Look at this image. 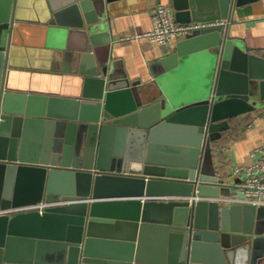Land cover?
<instances>
[{
    "label": "water",
    "instance_id": "obj_1",
    "mask_svg": "<svg viewBox=\"0 0 264 264\" xmlns=\"http://www.w3.org/2000/svg\"><path fill=\"white\" fill-rule=\"evenodd\" d=\"M115 1L48 0L66 95L12 88L19 0H0V212L59 203L0 215V264H264V208L215 200L245 195L214 148L232 120L264 109V57L228 26L197 30L149 65L152 96L108 58ZM254 1L171 6L180 24L229 22ZM191 63L205 79L194 99L172 79ZM152 240L164 249L149 259Z\"/></svg>",
    "mask_w": 264,
    "mask_h": 264
},
{
    "label": "crops",
    "instance_id": "obj_2",
    "mask_svg": "<svg viewBox=\"0 0 264 264\" xmlns=\"http://www.w3.org/2000/svg\"><path fill=\"white\" fill-rule=\"evenodd\" d=\"M158 5L171 6V0H118L108 6L110 62L116 65L119 74L127 75L131 81H142L149 85L155 97L161 96L162 88L152 78L149 65L174 52L177 44L185 39H175L171 47L136 39V36L152 29L154 10ZM18 7L19 20L15 23L11 41L10 61L15 66L10 79L12 88L74 94L72 86L68 84L69 76L61 70L62 60L56 64L57 61L53 60L55 52L48 45L50 23L54 21L48 0H19ZM229 22L228 35L244 44L252 53L264 57V0L235 9ZM67 30L71 31L69 28ZM72 40L75 41L76 37ZM186 76L188 79H179L178 86L194 99L201 94L205 79H190L193 75L189 73ZM262 144L264 109L232 120L230 129L214 144L217 169L222 175L240 181L234 175L235 169L255 164L258 154L254 151ZM229 198V203L225 205L237 204L232 201L233 196ZM148 245L149 259H154L156 252L159 254L164 249L163 241L152 240Z\"/></svg>",
    "mask_w": 264,
    "mask_h": 264
},
{
    "label": "built area",
    "instance_id": "obj_3",
    "mask_svg": "<svg viewBox=\"0 0 264 264\" xmlns=\"http://www.w3.org/2000/svg\"><path fill=\"white\" fill-rule=\"evenodd\" d=\"M230 24L228 21L217 20L208 23L193 22L190 24H180L176 21L175 11L171 6L158 5L154 10L153 27L150 31L136 36L138 40H146L152 44L162 47H171L174 40L177 38H185L197 30L213 27H226ZM255 154H258V160L255 164L248 167H237L234 175L240 178L237 184V193H244L245 198L240 199L237 195L233 196L235 203H249L257 207L264 206V144L255 149ZM197 173H201V168L197 169ZM196 201L201 198L195 197ZM230 198H217L216 201L224 204L229 203ZM59 203L41 202L36 205L25 206L12 209L4 213L17 211L37 210L39 213H44L47 208L53 207Z\"/></svg>",
    "mask_w": 264,
    "mask_h": 264
},
{
    "label": "rangeland",
    "instance_id": "obj_4",
    "mask_svg": "<svg viewBox=\"0 0 264 264\" xmlns=\"http://www.w3.org/2000/svg\"><path fill=\"white\" fill-rule=\"evenodd\" d=\"M198 62H200V60ZM201 68H202V66L200 64H198V63L192 64L191 63V64H189V66L185 70H183L182 72L180 71L179 73H177L175 75V77H172V79H188L186 76L188 73L193 75V77L190 79H202L200 76Z\"/></svg>",
    "mask_w": 264,
    "mask_h": 264
},
{
    "label": "trees",
    "instance_id": "obj_5",
    "mask_svg": "<svg viewBox=\"0 0 264 264\" xmlns=\"http://www.w3.org/2000/svg\"><path fill=\"white\" fill-rule=\"evenodd\" d=\"M216 144V143H215Z\"/></svg>",
    "mask_w": 264,
    "mask_h": 264
}]
</instances>
